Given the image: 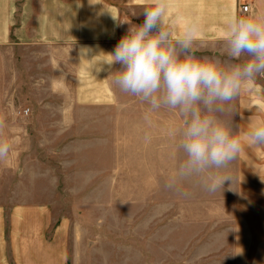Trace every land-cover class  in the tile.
<instances>
[{
  "label": "rangeland",
  "instance_id": "rangeland-1",
  "mask_svg": "<svg viewBox=\"0 0 264 264\" xmlns=\"http://www.w3.org/2000/svg\"><path fill=\"white\" fill-rule=\"evenodd\" d=\"M107 1L123 11L120 26L127 33L134 25L132 0ZM23 2L0 0V24L9 5L19 9ZM59 49L39 43L23 45L10 29L8 41L0 43V104L12 120V134L30 137L29 141L17 144L21 148L16 157L31 152L40 160L41 167L61 166V212L76 220L67 223L62 231V236H68L63 239L70 248L68 263H264V238L255 237L264 232V205H260L264 203V192L257 185L258 189L254 187L251 175L245 173H250L246 166L250 159L243 157L244 151L227 172L233 176L232 187L237 190L239 179L244 178L240 188L245 198L228 190L230 181L225 182L224 191L215 193L206 191L198 177L168 187L170 177L165 178V168L173 172L184 159L177 149L178 136L166 142L164 127L137 125L140 121L132 115L133 111H126L124 117H108L104 126L89 127H51L50 111H42L44 121L40 123L38 112L26 119L17 114L53 99L72 98L52 94L53 63L67 61ZM107 98L109 102L125 103L126 108L143 102L127 93ZM75 138L89 141L65 144ZM60 150L62 154L58 156ZM255 160L252 170L264 163V158H257L254 165ZM155 162L158 168L154 173ZM79 167L87 172L77 177L78 187L73 190L69 174ZM91 175L93 184L104 180L102 187L93 192L78 189L91 183ZM150 203L157 206L151 208ZM148 214L156 216V222L140 221L147 219Z\"/></svg>",
  "mask_w": 264,
  "mask_h": 264
},
{
  "label": "crops",
  "instance_id": "crops-1",
  "mask_svg": "<svg viewBox=\"0 0 264 264\" xmlns=\"http://www.w3.org/2000/svg\"><path fill=\"white\" fill-rule=\"evenodd\" d=\"M249 3V15L264 12V0H250ZM149 5L150 0H132L134 25L144 22L142 12ZM122 13L119 5L107 0H24L19 9L9 5L3 11L6 17L0 24V43L8 41L11 29L23 45L39 43L60 48L59 53L67 61L53 63L52 94L72 96L68 101L57 98L38 108L26 107L17 114L26 119L38 112L39 122L44 121L41 118L42 111H50L51 127H89L104 126L108 117H124L126 111H133L132 115L140 121L137 125L150 128L162 126L165 128V141L172 142L171 128L184 127V118L178 110L161 107L150 111L145 102H136L131 108H126L125 103L109 102V95L124 92L114 85V76L110 75V71L97 73L93 69L100 60L106 58L104 53L113 52L120 39L126 35V28L120 26ZM234 13L240 16L238 0H168L166 19L173 32L178 33L185 20L199 18L201 34L193 44L195 57L219 60L227 66L235 61H229L225 54L223 36L226 21ZM16 15L19 18L16 19ZM82 47H89L98 55L88 57L89 60L80 58ZM120 68V64H115L111 72ZM251 89L243 90L218 114L221 120L240 131L247 130L250 121L264 119V78L258 79ZM254 105H259L260 109L254 108ZM27 109L30 114L25 116L24 111ZM4 111L6 109L0 104V139L11 145L8 157L0 160V264H69L70 248L63 241L65 235L62 236V231L67 223L76 220L65 217L66 214L62 215L61 212V166L41 167V163H38L40 160L31 152L16 157L21 148V144H17L29 141L30 137L13 135L12 120L6 117ZM84 140L89 141V138ZM84 140L75 138L66 140L65 144ZM244 152L243 157L250 159L246 164L250 173L247 170L245 173L251 175L250 183L254 187L257 185L259 189L256 188L263 193L264 163L255 164L257 158H264V148L245 146ZM57 154L61 155V150ZM254 159L256 167L252 170ZM157 168L155 162L154 173ZM85 172L87 170L83 167L70 171L68 182L75 186L71 189H77V177L85 176ZM173 173L168 167L164 170L165 178L171 177ZM89 180L92 183L93 175ZM102 181L85 183L84 187L78 189L93 192L102 187ZM152 203L151 208L157 206ZM140 221L151 224L156 222V216L148 214L147 219ZM172 221L168 220L169 223ZM255 237L264 238V232Z\"/></svg>",
  "mask_w": 264,
  "mask_h": 264
},
{
  "label": "clouds",
  "instance_id": "clouds-1",
  "mask_svg": "<svg viewBox=\"0 0 264 264\" xmlns=\"http://www.w3.org/2000/svg\"><path fill=\"white\" fill-rule=\"evenodd\" d=\"M143 15L144 22L130 26L114 51L104 53L106 58L93 69L97 73L110 71L114 85L139 97L150 111L176 109L184 118V127L170 133L178 136L177 149L184 159L169 178L168 187L198 177L206 191L215 193L224 191L225 182L230 181L228 190L245 198L240 188L244 178L239 179L238 190L233 188L234 178L227 169L245 146L264 148V119L250 121L249 128L240 131L218 114L243 90H252L251 86L264 78V12L249 16L234 13L226 21L225 54L235 61L227 66L219 60L195 57L193 44L201 34L199 18L185 20L174 33L166 19L168 0H150ZM79 55L88 59L98 54L82 47ZM115 64L121 68L111 72ZM253 107L260 109L259 105ZM10 150L11 145L0 139V160L6 159Z\"/></svg>",
  "mask_w": 264,
  "mask_h": 264
},
{
  "label": "built area",
  "instance_id": "built-area-1",
  "mask_svg": "<svg viewBox=\"0 0 264 264\" xmlns=\"http://www.w3.org/2000/svg\"><path fill=\"white\" fill-rule=\"evenodd\" d=\"M250 0H238V9L240 16H248L250 13ZM30 114V110L27 109L24 111V115L28 116Z\"/></svg>",
  "mask_w": 264,
  "mask_h": 264
}]
</instances>
